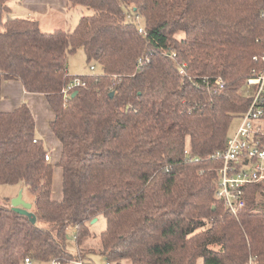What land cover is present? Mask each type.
Masks as SVG:
<instances>
[{
	"label": "trees",
	"instance_id": "trees-1",
	"mask_svg": "<svg viewBox=\"0 0 264 264\" xmlns=\"http://www.w3.org/2000/svg\"><path fill=\"white\" fill-rule=\"evenodd\" d=\"M67 1L93 12L73 30L45 32L0 0V98L10 80L44 95L62 144L53 164L28 102L0 111V184L28 188L37 217L0 203V264L26 256L97 264L93 255L116 264H264V189L257 200L262 185H249L247 206L226 210L212 156L249 105L242 84L264 66L254 59L264 52V0ZM79 48L99 72H70ZM75 77L86 84L66 97ZM102 214L100 250L80 248Z\"/></svg>",
	"mask_w": 264,
	"mask_h": 264
},
{
	"label": "built area",
	"instance_id": "built-area-1",
	"mask_svg": "<svg viewBox=\"0 0 264 264\" xmlns=\"http://www.w3.org/2000/svg\"><path fill=\"white\" fill-rule=\"evenodd\" d=\"M264 18V10L262 12ZM140 32H145L140 26ZM264 65V52L260 57ZM95 70V66H91ZM86 83L81 77H75L64 89L68 97L75 88ZM246 92L249 105L241 117L237 131L227 140L226 147L213 153V158L221 160L216 182V197L226 210L238 213L247 205L245 187L251 183H264V66L246 80ZM46 159L50 160L49 153ZM50 264H61L52 258ZM21 264H39L26 256ZM109 264V263H108Z\"/></svg>",
	"mask_w": 264,
	"mask_h": 264
},
{
	"label": "rangeland",
	"instance_id": "rangeland-1",
	"mask_svg": "<svg viewBox=\"0 0 264 264\" xmlns=\"http://www.w3.org/2000/svg\"><path fill=\"white\" fill-rule=\"evenodd\" d=\"M7 4L10 5L12 8V15H18V16H28L26 14V12H24V14L21 12L22 7H23V3L22 0H7ZM93 11L92 9L86 7V6H82V5H78L75 7H68L67 11L65 12V14H56L54 11L50 10V14L47 16H39L38 14H31V18H35V19H40L41 21V28L43 31L45 32H51L54 31L55 29H66V30H73L76 25L78 24L80 17L82 15H87V14H91ZM137 20H141L142 18L137 16ZM140 21V22H141ZM142 26V24H141ZM143 27V26H142ZM183 36V34L178 35ZM172 56H175L176 53L175 51L171 52ZM91 65L95 66V70L92 71L91 70ZM68 67L71 73L73 74H86V73H91V72H99L100 67L95 64V63H88L87 62V57L86 54L83 50V48H79L76 52H74L73 54H71L68 58ZM246 81L244 84H242L241 88H240V94L241 95H245L246 92ZM250 101V99H249ZM241 124V119L240 117H235L233 118L231 125H230V129H229V136L226 139V143L227 140L237 131L238 127ZM226 147V144L224 146V148ZM222 148V149H224ZM222 149H218V150H222ZM217 151V150H216ZM215 151V152H216ZM214 152V153H215ZM220 161V165L218 166L217 170V175H216V180H215V197H216V182L218 181V169L221 167L222 165V161ZM56 164V163H54ZM56 166V165H55ZM56 174L57 171L55 172V188L53 190L57 191L58 189V179L56 178ZM251 184H260L262 185L261 187H258L257 191L254 193L256 199H260L262 197V194L260 192V190L264 189V183H251ZM248 184L245 187V195L247 194V188L249 185ZM255 187V186H254ZM59 188L61 189V185L59 186ZM23 189V198L25 201L32 203L34 201V195L32 194V192L26 188V187H22L20 185H1L0 184V203L1 204H5V203H9L11 204V200L13 197L17 196L19 191ZM216 199L218 200V198L216 197ZM247 200V199H246ZM220 201V200H218ZM221 202V201H220ZM247 202V201H246ZM222 203V202H221ZM223 204V203H222ZM247 206V205H246ZM97 221L96 222H91L90 223V235L88 237H86L80 245V248H83L85 250H95V251H99L100 247H101V240H100V233L102 231H104L106 229V217L105 215H100L97 217ZM77 231V227L74 226L73 228H70L69 232L71 234V237L68 239V249L71 250L73 253H76L78 250V246L77 243L75 241V233ZM57 259L61 262V264H64L62 260H60L57 257H51L49 259V261H38L35 260L37 263L39 264H50L51 263V259ZM93 259L97 264H116L115 262L111 263V262H106V260L99 255H93ZM81 261H77V260H71L69 262V264H81ZM202 263V260H199V264Z\"/></svg>",
	"mask_w": 264,
	"mask_h": 264
},
{
	"label": "crops",
	"instance_id": "crops-1",
	"mask_svg": "<svg viewBox=\"0 0 264 264\" xmlns=\"http://www.w3.org/2000/svg\"><path fill=\"white\" fill-rule=\"evenodd\" d=\"M22 3L23 7L21 12L23 14L26 12L28 16H31V14L47 16L50 14V10L54 11L56 14L61 13L64 15L69 7L67 0H22ZM28 16L25 15L23 17ZM38 21L41 26L40 19ZM24 101L28 102L35 115L37 136L44 141L45 146L48 149L51 162L53 164L57 163L61 156L62 144L50 128V123L54 119V112L44 95L27 92L23 84L17 80L3 82L2 97L0 98V111H11L21 105ZM56 171L58 189L57 191L53 190V197L60 200L63 196L62 170L57 167L55 168V172ZM55 172L53 189L56 185ZM60 185L61 189L59 188Z\"/></svg>",
	"mask_w": 264,
	"mask_h": 264
},
{
	"label": "water",
	"instance_id": "water-1",
	"mask_svg": "<svg viewBox=\"0 0 264 264\" xmlns=\"http://www.w3.org/2000/svg\"><path fill=\"white\" fill-rule=\"evenodd\" d=\"M77 94V91H74L72 93V96H75ZM11 205L13 209L19 213L28 215L31 218V221L35 223L37 221L36 215L30 211L32 207V203L27 202L23 198V189H21L17 196L13 197L11 200ZM97 217L92 220V222L97 221Z\"/></svg>",
	"mask_w": 264,
	"mask_h": 264
}]
</instances>
